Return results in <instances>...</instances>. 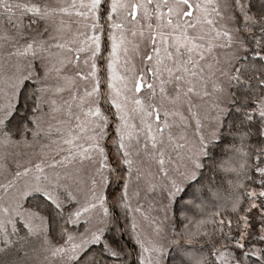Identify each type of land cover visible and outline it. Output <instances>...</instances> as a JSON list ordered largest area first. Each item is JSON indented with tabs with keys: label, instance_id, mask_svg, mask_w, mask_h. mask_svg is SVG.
<instances>
[{
	"label": "snow or ice",
	"instance_id": "6c2138e0",
	"mask_svg": "<svg viewBox=\"0 0 264 264\" xmlns=\"http://www.w3.org/2000/svg\"><path fill=\"white\" fill-rule=\"evenodd\" d=\"M0 264H264V0H0Z\"/></svg>",
	"mask_w": 264,
	"mask_h": 264
}]
</instances>
